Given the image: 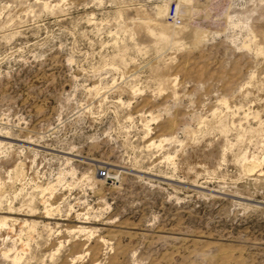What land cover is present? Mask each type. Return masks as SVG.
<instances>
[{
    "label": "rangeland",
    "instance_id": "rangeland-1",
    "mask_svg": "<svg viewBox=\"0 0 264 264\" xmlns=\"http://www.w3.org/2000/svg\"><path fill=\"white\" fill-rule=\"evenodd\" d=\"M13 256L264 264V0H0Z\"/></svg>",
    "mask_w": 264,
    "mask_h": 264
},
{
    "label": "bare ground",
    "instance_id": "bare-ground-1",
    "mask_svg": "<svg viewBox=\"0 0 264 264\" xmlns=\"http://www.w3.org/2000/svg\"><path fill=\"white\" fill-rule=\"evenodd\" d=\"M178 6V5H177ZM161 10H163V11H167V9H161ZM177 14H178V11H177ZM179 15V14H178ZM180 16V15H179ZM179 25V24H178ZM178 25H171V24H167V25H164V24H162V23H159V22H157L156 20H152V19H149V20H145V21H140V22H138V23H136L134 26L136 27V28H140V29H143V30H148V28L150 27H152L153 29H154V27H156V28H158V29H160V30H162V31H165V32H167V31H175L177 34H179V33H181L184 29H185V27H183V26H178ZM153 31V30H152ZM147 32V31H146ZM174 32V33H175ZM175 33V34H176ZM153 119V118H152ZM155 119V118H154ZM162 141H160V143H161ZM151 144H153V143H151ZM251 162H253V161H251ZM253 163H255V162H253ZM47 188V187H46ZM50 206V205H49ZM47 209V208H46ZM49 209H48V213H49ZM47 212V211H46ZM84 223V222H83ZM81 226V225H80ZM80 228H83L82 226L80 227ZM81 230V229H80ZM16 256H13V259H12V261L14 262V264H15V262H16Z\"/></svg>",
    "mask_w": 264,
    "mask_h": 264
},
{
    "label": "built area",
    "instance_id": "built-area-1",
    "mask_svg": "<svg viewBox=\"0 0 264 264\" xmlns=\"http://www.w3.org/2000/svg\"><path fill=\"white\" fill-rule=\"evenodd\" d=\"M167 17L176 25L180 24V17L177 14V6L175 4L172 5L171 9L169 10ZM98 176L104 179L109 177V171L105 167H101L98 169L97 172Z\"/></svg>",
    "mask_w": 264,
    "mask_h": 264
}]
</instances>
